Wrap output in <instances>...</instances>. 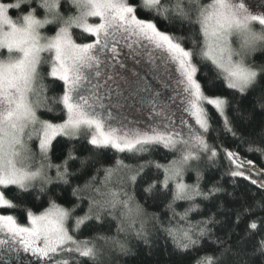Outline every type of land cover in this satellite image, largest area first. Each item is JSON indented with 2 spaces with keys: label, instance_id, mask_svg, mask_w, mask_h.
<instances>
[{
  "label": "snow or ice",
  "instance_id": "snow-or-ice-1",
  "mask_svg": "<svg viewBox=\"0 0 264 264\" xmlns=\"http://www.w3.org/2000/svg\"><path fill=\"white\" fill-rule=\"evenodd\" d=\"M141 7L152 18H140ZM255 8L249 0L0 2V209L14 213L0 214V247L15 253L17 264H69L61 258L64 252L76 253L90 264H100L115 250L129 254L128 240L98 230L106 221H116L117 233L125 235L128 222L130 235L148 244L146 224L137 227L134 218L140 215V206L133 207V190L148 167L156 169L157 178L146 193H170L167 207L174 215L176 202H189L179 214L181 220L200 211L198 198L211 201L226 192L220 181L203 188V174L193 168L202 159L217 167L220 153L229 162L226 174L234 184L241 177L264 194V181L248 174L252 161L226 148L219 130L217 141L209 142L212 114L207 106L222 119L225 133L261 155L264 121L255 138L237 129L230 108L245 127L254 126V113H241L223 94H206L202 83L214 89L222 80L241 97L249 92H258V101L264 97V65L248 62L252 53L264 50V11L259 10L264 0H255ZM14 9L23 13L15 20L10 15ZM157 19L179 24L184 34L161 31ZM143 58L154 79L158 80L156 69L163 68L172 82L175 95L170 101H178L181 112L178 127L170 104L161 102L160 93L128 66L129 59L138 65ZM129 107L141 113L148 109L143 127L124 114ZM255 107L264 113V102ZM80 142L88 146L86 156L79 155ZM160 148L176 156L167 164L149 158L133 165L122 155L139 159ZM110 151L116 154L114 162L105 165ZM54 153L60 156L59 163L53 161ZM74 163L79 166L74 168ZM89 166L92 175L80 183ZM189 170L195 171L193 184L184 179ZM68 188L70 197L65 196ZM9 189L18 195L32 193L36 203L14 201L6 196ZM44 203L48 206L40 214L32 210ZM258 206L264 207V198ZM25 214L28 226L19 219ZM236 219L238 223L240 213ZM215 223L212 215L181 230H161L181 254L199 249L204 239L215 246L212 255L195 264H241L233 246L209 227ZM257 227L256 222L250 224L254 231ZM86 229L93 234L80 239ZM21 252L27 258L21 259ZM247 255L264 260V237Z\"/></svg>",
  "mask_w": 264,
  "mask_h": 264
},
{
  "label": "trees",
  "instance_id": "trees-1",
  "mask_svg": "<svg viewBox=\"0 0 264 264\" xmlns=\"http://www.w3.org/2000/svg\"><path fill=\"white\" fill-rule=\"evenodd\" d=\"M0 2L15 3L16 0H0ZM140 3V0H137ZM23 14L22 10H12L10 15L12 18L17 19L19 15ZM140 18L150 19L152 14L141 7L138 10ZM158 28L161 31L174 32L177 36L183 35L184 31L179 24L169 25L163 20L157 19ZM76 31V30H74ZM51 33V32H50ZM251 64L255 66L264 65V50L258 49L252 56ZM210 74L212 73L211 65H207ZM205 91L208 95L223 94L233 101V106L238 107L240 112L247 115L249 112L254 113L253 127H245L244 121L240 116L229 109V117L232 119L235 127L253 138H255L256 130L260 127L261 122L264 121V113L258 107H255L259 102H264V97L259 101L256 97L258 92H249L247 96L241 97L238 93H233L223 85V81L218 82V87L214 89H208L206 83ZM212 114V129L208 133V139L210 143L217 141V130H219V141L222 142L226 148L232 149L240 153L242 156L248 158L250 161L264 169V155L259 152H249L248 143L240 144L239 141L234 140L230 134L223 131V121L215 112L211 106H207ZM59 139V138H58ZM55 143V142H54ZM81 143L79 148V155L86 156L88 154V146ZM256 146H259L257 144ZM115 153L109 152L107 158L103 160L105 165L112 164L115 159ZM125 163L136 165L143 163L146 159H153L161 164H167L172 160L176 153H169L165 149H158L150 154L139 159L128 157L126 154H122ZM53 161L60 162V156L53 154ZM78 163H74L73 167H78ZM98 166V165H97ZM230 167L224 153H220V160L217 167H211L204 160L201 167V173L203 174L202 187L207 189L211 184L220 181L226 192L222 195H218L211 201H203L199 198L195 201L200 205L199 212H193L186 219L181 220L180 215L188 207L189 202L178 201L173 206V210H170L167 206L171 202V194L161 195L158 192L149 194L144 189L156 179V169L153 167L145 168L141 176L138 178L133 194L135 199L133 201V207L137 204L140 206V215L134 217L137 221L136 226L139 227L140 222L146 224V228L149 231V243L145 244L143 240H137L130 235L131 229H128V222H125V228L128 230V235L125 233H117L116 221H106L105 225L100 226L99 231L105 232L112 237H118L120 240H128L131 252L127 255H122L118 250L112 251L107 254L100 264H195L196 260L205 255H212L215 246H213L208 239L202 241V246L194 252L181 254L174 248L172 240L166 235L165 231L161 229L174 228L177 230L188 227L189 223L195 224L198 221L204 220L209 216L214 215L217 223L209 225L212 228L216 236H219L227 240L236 251V257H239L241 264L246 260L247 264H264V260L261 257H252L247 255L257 245L261 237H264V207L258 206L259 202L264 198L261 190L249 180H244L241 177L236 178L235 184L230 176H228L227 170ZM93 168L89 166L85 170V174L79 178V182L83 183L90 175H92ZM54 175V173H53ZM101 177L103 173L100 174ZM162 178V174L160 176ZM222 178V179H221ZM76 180H73L75 183ZM195 177L190 175L187 179L188 184H193ZM118 186V185H114ZM6 196L14 201L21 202L23 204L32 206L36 202L33 199L32 193L17 194L15 189L5 190ZM71 188L66 189L65 196L70 197ZM228 193H231L229 195ZM63 203V201H60ZM47 203L43 206L36 205L32 210L36 214H40L47 208ZM1 214H14L10 210L0 209ZM240 213V220L237 223V214ZM22 223L27 224L26 214L19 217ZM256 222L257 230H252L250 224ZM93 234V230L86 229L80 234V239H85ZM78 256H71L68 261L69 264H90L85 258H77ZM236 257H230L229 259H236Z\"/></svg>",
  "mask_w": 264,
  "mask_h": 264
},
{
  "label": "rangeland",
  "instance_id": "rangeland-1",
  "mask_svg": "<svg viewBox=\"0 0 264 264\" xmlns=\"http://www.w3.org/2000/svg\"><path fill=\"white\" fill-rule=\"evenodd\" d=\"M249 2L253 4V10H256V8H255V0H249ZM259 10L264 11V8H261ZM45 31L48 32V29L46 28ZM48 34H52V33L48 32ZM121 47H122V45H121ZM124 51L126 52L127 49H124ZM254 53H252L248 57V62L249 63H251L252 56H253ZM127 63H128L129 67L134 68L136 71H139L140 74L144 76V81L151 87L153 92H159L160 93L159 99L161 100V102L170 104L171 112L175 113V118L177 120V127H178L179 118L181 116V112L179 111V104H178V101L175 104H172L171 101H170V97L175 95V93L173 91L172 82L168 80L167 75L164 73L163 68L156 69V76L158 77V80H157V79L153 78V72L151 70V66L146 63V58L141 59V63L138 64V65L135 64L131 59H129L127 61ZM129 75H130V73H129ZM127 103L131 104L132 101L130 100ZM123 111H124V114L128 115L130 118H133L135 120L140 121L141 122V127H143V122L146 120V117L148 115V109L146 107L144 108V111L142 113L141 112H137L134 108H131V107L126 108ZM238 154L240 155V157L242 159L249 160L248 158L242 156L240 153H238ZM203 162H204V160L202 159L199 162L198 165L194 163L193 164V168L198 167L199 170L201 171V167H202V163ZM247 167L249 169H251L250 173H248L251 176V179H255L257 181H264V169H262L261 167H259L258 165H256L253 162H252L251 165H247ZM190 175L195 177V171L189 170V171H187L185 173L184 179H185L186 183H187V179H188V177ZM25 226H28V225L25 224ZM0 238H2V237H0ZM0 248H3V247H0ZM71 256H78V254H76V253H68V252H64V253L61 254V258L67 259V260ZM20 258L21 259H25L27 257H26V255L24 253L21 252ZM0 259L4 260V261L13 262V263L17 262L16 254L8 252L7 250H5L3 252H0Z\"/></svg>",
  "mask_w": 264,
  "mask_h": 264
},
{
  "label": "flooded vegetation",
  "instance_id": "flooded-vegetation-1",
  "mask_svg": "<svg viewBox=\"0 0 264 264\" xmlns=\"http://www.w3.org/2000/svg\"><path fill=\"white\" fill-rule=\"evenodd\" d=\"M5 250H6L5 247L0 248V252H3V251H5ZM0 264H17V262L13 263V262L4 261V260H1V259H0Z\"/></svg>",
  "mask_w": 264,
  "mask_h": 264
}]
</instances>
